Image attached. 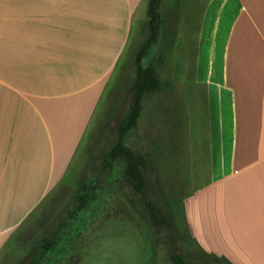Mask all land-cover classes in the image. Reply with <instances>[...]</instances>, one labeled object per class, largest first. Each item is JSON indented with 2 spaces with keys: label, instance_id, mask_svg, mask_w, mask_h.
Masks as SVG:
<instances>
[{
  "label": "crops",
  "instance_id": "0c3cea01",
  "mask_svg": "<svg viewBox=\"0 0 264 264\" xmlns=\"http://www.w3.org/2000/svg\"><path fill=\"white\" fill-rule=\"evenodd\" d=\"M144 1L0 0V264H27L41 240L34 218L65 176ZM230 1L204 78L220 100L217 146L188 217L204 250L264 264V0Z\"/></svg>",
  "mask_w": 264,
  "mask_h": 264
},
{
  "label": "rangeland",
  "instance_id": "374dc122",
  "mask_svg": "<svg viewBox=\"0 0 264 264\" xmlns=\"http://www.w3.org/2000/svg\"><path fill=\"white\" fill-rule=\"evenodd\" d=\"M229 1L158 2V37L142 64H157L163 86L144 93L137 124L124 135L127 145L147 155V186L141 194L126 184L122 161L103 170L101 159L131 98L133 56L147 34L144 1L65 176L32 223L40 224L41 231L35 230L40 239L49 232L56 236L40 264H173L171 251L199 252L188 215L195 203L191 196L209 178L220 106L204 78L211 62L219 60L223 26H217L220 17L222 22L226 17ZM80 192L85 193L82 204ZM145 199L165 221L155 224L150 219ZM37 235H30L25 245L30 247Z\"/></svg>",
  "mask_w": 264,
  "mask_h": 264
},
{
  "label": "trees",
  "instance_id": "16d2710c",
  "mask_svg": "<svg viewBox=\"0 0 264 264\" xmlns=\"http://www.w3.org/2000/svg\"><path fill=\"white\" fill-rule=\"evenodd\" d=\"M159 0H146L145 5V26L147 34L139 43L133 56L134 76L129 87L131 98L126 110L117 118L115 123L116 133L110 147L102 155L101 168H111L115 162L123 163V178L132 189L138 193H144L147 186L146 166L147 155L144 151L133 149L124 141V135L136 126L140 115L143 95L145 92L157 91L162 88L163 83L159 75L156 63L149 62L142 64V59L149 50L151 44L157 39L159 32ZM85 193H79V203L82 204ZM149 217L155 224L166 220V217L157 215L154 212V204L151 200L145 199ZM64 222V221H62ZM54 232H49L39 240L29 251L27 264H39L49 254L56 243ZM169 258L173 264H234L223 255L206 251L199 246V252L185 249L183 252L171 251Z\"/></svg>",
  "mask_w": 264,
  "mask_h": 264
}]
</instances>
